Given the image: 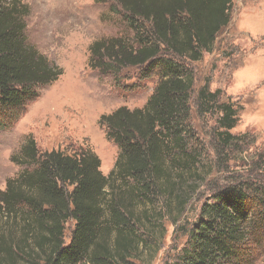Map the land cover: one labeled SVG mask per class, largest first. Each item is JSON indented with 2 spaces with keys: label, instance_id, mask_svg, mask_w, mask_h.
Wrapping results in <instances>:
<instances>
[{
  "label": "trees",
  "instance_id": "1",
  "mask_svg": "<svg viewBox=\"0 0 264 264\" xmlns=\"http://www.w3.org/2000/svg\"><path fill=\"white\" fill-rule=\"evenodd\" d=\"M233 1H106L133 35L95 41L90 68L115 75L138 69L140 79L157 77L154 92L142 109L122 107L101 117L107 139L120 150L108 176L90 148L41 152L34 140L26 143L12 159L26 169L0 193V264H146L156 257L160 229L183 217L201 172L203 155L192 142L195 82L189 66L213 53L230 24ZM29 15L21 0H0L4 127L13 126L39 90L63 75L30 44ZM220 98L205 85L197 112L216 110V140L222 150H235L241 139L231 131L238 112ZM259 186L218 190L185 232L187 245L172 264H256L254 249L264 246V185Z\"/></svg>",
  "mask_w": 264,
  "mask_h": 264
},
{
  "label": "rangeland",
  "instance_id": "2",
  "mask_svg": "<svg viewBox=\"0 0 264 264\" xmlns=\"http://www.w3.org/2000/svg\"><path fill=\"white\" fill-rule=\"evenodd\" d=\"M106 1L21 0L30 10V44L61 68L63 75L39 90V97L13 126L0 125V193L8 181L26 169L12 159L20 156L30 140L41 152L70 154L90 148L101 160L105 176L114 168L120 150L107 139L100 119L122 107L142 109L158 79H140L138 69L127 68L115 75L90 68V47L95 41L131 39L133 35ZM230 16L213 53L205 54L200 63L188 65L195 82L191 94L192 142L203 155L200 176L191 188L194 198L179 221L164 223L158 233L160 250L146 264H172L177 259L189 240L185 232L218 190L244 183L253 189L264 185V0H234ZM205 85L211 92L219 91L220 101L231 103L238 112V124L231 131L241 139L235 150H222L216 140L220 114L214 110L200 116L197 112L198 92ZM71 227L70 223L67 244ZM254 253L256 264H264V246L255 247Z\"/></svg>",
  "mask_w": 264,
  "mask_h": 264
}]
</instances>
